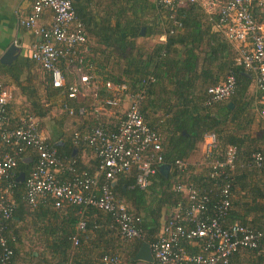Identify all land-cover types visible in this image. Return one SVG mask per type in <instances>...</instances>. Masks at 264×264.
<instances>
[{"label": "trees", "instance_id": "16d2710c", "mask_svg": "<svg viewBox=\"0 0 264 264\" xmlns=\"http://www.w3.org/2000/svg\"><path fill=\"white\" fill-rule=\"evenodd\" d=\"M91 1H71L75 16L83 24L87 36L83 63L91 67L90 74L100 82L125 84L132 92L144 89L140 113L145 124L162 138L163 163L168 166L169 172L162 175L156 170L144 190L128 189L134 180L133 170L116 176L111 186L114 199L121 201L126 210L139 219L142 237L132 240L120 238L109 227L112 225L111 217L91 207L85 208L79 218L77 207L66 204L55 207L50 198L34 207L27 206L22 199L23 182H15L12 190L14 211L8 223L9 235H6L13 264H101V257L107 254H116L128 264L141 243L151 244L156 240L162 223L169 218L177 203L183 201L182 195L172 190L177 175L173 162L180 160L186 164L178 178L192 182L205 178V167L200 171L202 165L194 167L186 162L189 157L197 155L204 134L213 133L221 146L235 147L239 160L246 161L252 152L264 156V122L258 116L257 104L259 93L248 95L252 83L250 75L234 64L236 53L233 46L214 30L212 23L207 22L198 5L181 8L175 16L177 26L168 19V13L156 6L155 1L151 4L147 0H109L112 6L103 15L101 11L102 16L92 14ZM153 9L163 18L154 25V33L164 36V41L156 43L149 52L135 53L134 40L140 35L141 28L147 29L148 35L153 33L152 26H146L141 21ZM252 14L258 20L256 12ZM156 26L158 31H155ZM89 41L96 45V50ZM30 63L33 62L30 60ZM26 66L28 69L29 64ZM22 67L15 63L0 65V76L9 77L26 97L29 104L27 113H21L22 116L36 120L43 118L47 110L35 96L30 76L19 77L18 71ZM40 71L44 75V96L59 99L60 108L65 105L74 110L72 117L63 112L67 118L82 125L81 130L73 132L82 133L95 126L114 129L119 115L112 112L114 115L106 118V114L95 113L96 104L99 107L96 112H111L103 105V100L108 97L103 88L98 89L96 101L88 99L91 105H86L87 99L66 97L71 77L65 76L61 89H52L47 74ZM228 74L234 78L233 94L226 100L205 106V90L220 84ZM148 76L154 79L153 83L142 86L141 81ZM9 104L10 100L6 106L7 125L14 127L19 117L8 115ZM91 107H94L93 114L85 117L88 111L92 112ZM79 108L84 110L82 116L76 115ZM252 127H255L253 132ZM72 133L58 142L52 143L48 139L46 143L56 149L63 162L73 161L77 173L85 171L92 175L96 172V164L94 170H86L73 156L77 146L73 144ZM87 149L94 154L92 149ZM33 160L34 153L27 149L16 161L13 180L20 172L26 176ZM61 172L64 175L62 179L69 176L65 170ZM258 174L264 176V170L244 168L228 176L231 195L228 222L263 228L264 182H259V186L249 184L250 177ZM237 188L241 192L248 191L250 199H245V196L234 199L238 194ZM79 219L84 223L82 231L76 229ZM25 226L28 230L24 233ZM73 237L77 239L76 246H72ZM119 240L130 244L131 251L123 256L109 249L111 243ZM24 242H27V248L23 249ZM251 253L264 261V256Z\"/></svg>", "mask_w": 264, "mask_h": 264}, {"label": "built area", "instance_id": "2783aa9c", "mask_svg": "<svg viewBox=\"0 0 264 264\" xmlns=\"http://www.w3.org/2000/svg\"><path fill=\"white\" fill-rule=\"evenodd\" d=\"M71 1L35 0L26 15L17 16V25L29 32L33 40L29 59L47 74L52 89H61L65 76L72 78L67 88L68 99L87 96L95 102L98 89L103 88L108 93L103 105L119 116L114 129L95 126L72 133L73 144L92 149L96 160L94 175L77 173L73 161L63 162L56 149L46 143L35 118L21 116L14 127L7 125L10 95L0 83V264H13L6 241L14 211L13 169L27 149L34 153L32 168L23 179L22 199L27 206L34 207L50 198L55 207L62 204L77 207L79 218L85 208L97 209L111 217L109 227L127 240L142 237L139 219L114 199L111 182L117 175L133 170L134 180L128 189L144 190L149 178L163 164L162 138L145 124L140 113L144 89L132 92L125 84L100 82L90 74L91 67L83 63L87 36ZM155 4L177 26L175 16L181 8L192 4L201 8L207 22L233 46L234 64L250 75L254 90L259 93L258 116L264 122V0H155ZM45 13L47 22L43 18ZM159 40L164 41V36H159ZM153 81L148 76L141 85ZM234 89L233 75L228 74L220 84L205 90L203 104L210 106L226 100ZM61 109L67 117L75 113L65 105ZM83 112L79 108L76 115L82 116ZM201 145L202 166L206 168L202 181L178 178L186 164L180 160L173 162L177 175L172 190L182 195L183 201L171 210L156 240L148 244L152 259L156 264H230L231 258L241 251L264 256V226L252 228L228 222L227 218L231 196L228 176L238 169L264 170V156L252 152L246 161L239 160L235 147L219 145L213 133L204 134ZM58 170L67 171L69 176L59 179ZM83 228L79 219L76 229ZM71 242L72 246L77 245L75 237ZM101 264L126 263L116 254H107L101 257Z\"/></svg>", "mask_w": 264, "mask_h": 264}, {"label": "crops", "instance_id": "0c3cea01", "mask_svg": "<svg viewBox=\"0 0 264 264\" xmlns=\"http://www.w3.org/2000/svg\"><path fill=\"white\" fill-rule=\"evenodd\" d=\"M34 1L35 0H0V56L5 52V50L9 46H14L16 48V51L14 53V60L10 64L15 63L23 66L22 70L18 71L19 77L25 78V76L28 77L30 76L31 78L30 85H32V87L35 89V96L39 97V95H41L42 93V82L44 75L36 64L30 63L29 51H30V45L33 41L31 35L29 34V32L23 30L17 25V16L22 17L26 15L29 12L30 6ZM43 18H45L44 21L46 22L48 21V16L46 13ZM27 64H29L28 69L26 66ZM1 66H7V65H1ZM0 81L4 85L5 90H7V92L10 95L8 115L12 118L21 117L22 116L21 113L18 112V106L15 107L14 104L19 103L17 105H20L22 103H28L26 97L24 96L23 93L19 91V89L14 85V83L9 77L0 76ZM250 88L253 89L255 93L252 83L249 86L248 91ZM71 127L73 132L78 129L81 130L82 125L77 122H73ZM62 132L63 130H61L60 133L58 129L51 128L50 130H48V132H46L45 138L48 140L50 134L54 136L53 140H51L52 143H55L56 141L58 142L65 138L64 135L60 136ZM45 138L44 140L46 141ZM201 147L202 145H200L197 155L195 154L194 156L189 157L187 159L186 162L188 163V165L194 167H196L197 165H202L203 160H201L202 157ZM73 156L75 157L76 160H78L80 167L86 170H92L94 168V165L96 164L94 154H91V152L87 149V147L84 148L81 147L80 145L77 146V148L73 151ZM162 165L165 164L163 163ZM61 171L58 170L57 176L59 179H62L64 176ZM168 172L169 169L167 170V173ZM95 173H93L92 175H94ZM109 249L115 253H119L120 256H123L125 253L131 251L130 244L128 245L124 242H121L120 240L119 242L111 243ZM129 261L130 262L128 264H156V262L153 259L152 262L150 263L140 260L133 261L132 258ZM230 261H231L230 264H264V261H261L260 258H255L252 255V253L249 251L239 252L238 254L234 255Z\"/></svg>", "mask_w": 264, "mask_h": 264}, {"label": "rangeland", "instance_id": "374dc122", "mask_svg": "<svg viewBox=\"0 0 264 264\" xmlns=\"http://www.w3.org/2000/svg\"><path fill=\"white\" fill-rule=\"evenodd\" d=\"M110 1L109 0H92L90 3V10H91L92 14L98 13L99 15H101V11H102V15H103L105 13V11L108 10V8H110V6H112ZM147 1L152 4V3H154L155 0H147ZM96 18L98 19V16H96ZM162 19H163L162 16L159 15L154 9L151 10L149 13H146L142 17L141 21L145 22L146 26H152L153 33L148 35L147 29L142 28V34L139 35L134 40V46L136 47L135 53L136 52H140V53L149 52L156 43L160 42L158 34L154 33V25L156 24V22H157V24H159L160 21H162ZM155 31H158L157 26L155 28ZM89 44L92 46V48H95V50H96L97 47L95 44H92L90 41H89ZM100 49H101V47H100ZM97 55H99V54L97 53ZM85 94H87V93H85ZM248 95L249 96L254 95L253 89H251V88L249 89ZM160 97L162 98V96H160ZM84 99H87L86 105L88 103H89V105H91V102L88 101L89 97L86 96ZM39 103L42 104L44 106V108H46V110H47V112L43 118H39V119L37 118V120L39 121L38 122L39 130H40V133L43 136V138H45L46 132H48V130H50L51 128L58 129L60 131V133H61V130H63L62 134H64L65 137H69L72 133L71 125L73 124V122H77V120L72 121L73 119H69L64 115L62 109L60 108L59 99L56 100L55 97L54 98L53 97L48 98V97L44 96V93L42 92L41 95H39ZM17 104H19V103H17ZM17 104H14V106L15 107L18 106V112L27 113L28 103H22L20 105H17ZM98 108L99 107L96 104L95 105V113L96 114H98V113L106 114L105 115L106 118H110L111 116L114 115V113H112V112H103L101 110L96 112V109H98ZM88 110H89V108H88ZM91 110H92V112L88 111V113L85 115V117H88L89 114H91V115L93 114L94 107H93V109L91 107ZM254 130H255V127H252L251 131L253 132ZM53 138H54V136L49 134V139L53 140ZM200 167H203V168H200ZM200 167H199L200 171H203V169H205L204 166H200ZM250 178H251L249 181L250 186H259V182L260 183L264 182V176H261L260 174L252 176ZM237 191H238V194H235L234 199L235 198L239 199L240 197H243V196H245V199H248V200L250 199L249 192L247 190H246L247 192H245V191L241 192L237 188ZM249 217L250 216H248L247 218H249ZM263 221H264V218H262V222ZM27 228H28L27 226H25L23 228L24 233L27 232V230H28ZM26 239L27 238H25V240ZM26 243L27 242H24L23 249L27 248Z\"/></svg>", "mask_w": 264, "mask_h": 264}, {"label": "water", "instance_id": "95a60500", "mask_svg": "<svg viewBox=\"0 0 264 264\" xmlns=\"http://www.w3.org/2000/svg\"><path fill=\"white\" fill-rule=\"evenodd\" d=\"M72 1H76V0H72ZM140 35L142 34V28L140 30ZM16 51V48L14 46H9L5 52L0 56V65H8L10 63H12V61L14 60V53ZM228 107L230 108L231 105L228 104ZM158 172L162 175H166L167 174V170L168 167L165 165H160L157 168ZM24 179V174L22 172H20L16 179L15 182L16 183H22ZM113 184V182H111V185ZM133 261H144V262H152V258L150 255V250H149V246L147 243H141V245L139 246V248L137 249L136 253L134 254V256L132 257Z\"/></svg>", "mask_w": 264, "mask_h": 264}]
</instances>
